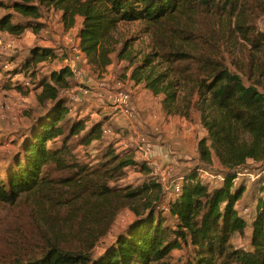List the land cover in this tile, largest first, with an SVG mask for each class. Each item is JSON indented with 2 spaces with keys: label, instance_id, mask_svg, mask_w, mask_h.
<instances>
[{
  "label": "trees",
  "instance_id": "16d2710c",
  "mask_svg": "<svg viewBox=\"0 0 264 264\" xmlns=\"http://www.w3.org/2000/svg\"><path fill=\"white\" fill-rule=\"evenodd\" d=\"M9 8L15 14L0 19V30L13 35L40 30L42 8L61 13L67 32L79 26L78 48L94 73L102 76L117 55L126 63L124 76L161 97L167 117L198 119L206 132L198 142L202 161L217 160L223 169L222 184L213 189L199 168L186 173L163 216L152 203L162 191L158 177L138 187L120 184L137 164L133 156L110 144L90 168L72 152L73 138L82 136L85 147L102 142L104 124L70 116L62 92L71 88L73 73L52 71L36 80L40 104H51L23 136L18 157L2 168L0 203L13 205L29 194L42 205L45 197L53 203L55 192L80 191L82 226L90 230L78 234L75 248L59 242L9 264H264V196L255 197L249 245L234 242L249 227L238 208L247 186L236 181L250 161L264 163V0H12ZM134 23L145 28L119 50L116 33ZM55 57L51 48L34 47L14 74L31 69L32 81L34 67ZM143 198L147 202L134 208ZM125 210L146 215L95 256L97 243ZM177 250L189 259L175 258Z\"/></svg>",
  "mask_w": 264,
  "mask_h": 264
},
{
  "label": "rangeland",
  "instance_id": "374dc122",
  "mask_svg": "<svg viewBox=\"0 0 264 264\" xmlns=\"http://www.w3.org/2000/svg\"><path fill=\"white\" fill-rule=\"evenodd\" d=\"M11 2L12 0H0V19L8 13L15 14L9 8ZM32 2L36 4L38 0H32ZM42 14V19L38 21L42 26L40 30L32 28L19 35L0 30V175L4 179H6V176L1 173L2 168L18 157L23 136L34 120L51 104H40L38 95L41 92V88L36 85V80L49 76L52 71L61 70L67 59L75 61L79 68L87 70V80L96 79L100 82L108 83L111 89H119V83L126 86L129 80L128 77L124 76L126 63H122L117 58V55L113 56L110 67L102 76L94 73L88 68L87 61L83 55L78 52L77 35L79 26L75 30L67 32L63 29L64 27L61 23V13L53 9L42 8ZM261 27L264 29V19L261 21ZM120 28L116 33L119 50L126 40L138 37L141 34V28L145 27L142 24L134 23L122 25ZM34 47L51 48L56 57L44 63H39V67L35 66L33 72H35L37 77L31 81V69L29 72L19 74H14V69L30 57L31 49ZM87 80L78 81L73 74L71 88L87 86ZM129 86L124 87L123 90L130 92L134 98V94L131 91L132 88H129ZM68 89H63L62 92V96L67 99H69L67 95ZM140 89L143 90L145 88L141 85ZM262 91L264 92V88ZM87 104L89 103L81 102L75 104L69 100L70 116L73 118H76V116L87 118L91 125L97 122H102L105 125L110 121L107 128L112 133L107 135L105 133L106 137H104L102 142L93 144L90 147L80 146V137L82 138V136L73 138L70 148L72 152L78 154L79 161L90 168H96V164L102 159L106 153V148L110 144L116 147L118 153L136 157L134 134L132 135L129 129H124L126 126L123 127V123H119L124 118L116 116L115 121L114 118L111 119L113 116L107 117L104 111L106 109L105 106H97L98 108L94 111L86 112L89 107ZM192 125L199 130V137L203 127L197 118H195V122ZM116 139L123 141L124 147L128 149L117 147L113 143ZM118 145L121 146L120 143ZM193 145L195 149L194 156H198L200 153L197 148L196 138ZM130 153L133 154L131 155ZM199 156L201 157V155ZM136 162V165L127 169L128 174L120 183L121 185L138 187L145 182H150V179L153 178L150 175L152 170L148 166L140 161ZM194 168H199L201 179L211 189L222 184L223 169L217 160L212 165H206L202 158L193 157L191 163L175 168L166 180L158 178L161 180V182L158 181L162 184V191L157 199H152V203L154 202L153 204L157 207L158 212L163 216H169L164 208L169 206L174 197L175 185L182 181L185 174ZM242 172L236 183L244 182L247 186V193L241 199L238 208L241 216L249 223V227L246 236L238 237L234 242L236 241L237 246L247 247L250 242L252 211L256 206L255 197L264 196V163L250 161L248 170ZM53 196V203L45 197L42 205L39 204L37 195L29 196V194L22 195V200L13 205L0 203V264L25 260L34 253L37 256L42 255L48 248L57 245L59 242L68 243L74 248L77 247L78 234L80 232L83 234L90 230L82 226L84 217L81 214H84V212L81 192L62 195V191H59L58 193L55 192ZM23 200H27V202ZM148 200H150V197ZM140 202L146 203L147 198L135 202L133 204L134 208L140 206ZM145 215L146 212L144 210L138 212L125 210L120 212L108 236L103 237L104 239L97 243L93 251L94 255H100L104 248L111 244L115 237L125 230L131 222ZM168 219L170 224L175 223L172 218L169 217ZM174 254L175 258L182 259L184 262L189 259V254L183 250H177Z\"/></svg>",
  "mask_w": 264,
  "mask_h": 264
},
{
  "label": "crops",
  "instance_id": "0c3cea01",
  "mask_svg": "<svg viewBox=\"0 0 264 264\" xmlns=\"http://www.w3.org/2000/svg\"><path fill=\"white\" fill-rule=\"evenodd\" d=\"M82 55L84 57L83 53ZM88 68L90 69L89 66ZM87 76L85 77V80H87ZM98 82L100 81L95 79L92 81L87 80L86 83L88 86L95 88ZM130 84L132 85L129 86ZM126 86H129V88L131 87V91L134 94L133 99L137 112L134 119L126 118L122 114L112 111L110 107L98 98H91L87 101L89 103L87 104L89 107L86 109V112H89L90 110L94 111L98 108L97 106H105L106 109L104 111L106 112L107 117L113 116L111 119L114 118V120L116 116L124 118L122 121H119V123H123L122 126H126L124 129H129V131L132 132V135L134 134L133 137L135 136V132H139L147 141H149L154 149L153 158L159 162L163 168L170 170V174L173 170H175V168L191 163L193 157L201 159L199 156L200 154L198 156H194L195 149L193 143L196 138L198 148L199 140L206 135L204 129H202L201 135L198 137L199 130L193 126L192 123L177 117L169 118L165 115L160 104L161 97L153 96L146 89L141 90V85L136 86L131 80H128ZM126 86L119 83V89L123 90ZM108 123H106L103 127L106 135L112 133L111 130H108L107 128ZM113 143L119 148L122 147L123 149H128L124 147L123 141L120 139H116ZM118 143H120L121 146H119ZM135 150V160L148 166L144 162L140 152L137 151L136 147ZM130 154L132 155L133 153ZM148 168L150 167L148 166ZM150 175L156 177L153 172ZM166 178L163 180H166ZM158 180L161 182L160 179Z\"/></svg>",
  "mask_w": 264,
  "mask_h": 264
},
{
  "label": "built area",
  "instance_id": "2783aa9c",
  "mask_svg": "<svg viewBox=\"0 0 264 264\" xmlns=\"http://www.w3.org/2000/svg\"><path fill=\"white\" fill-rule=\"evenodd\" d=\"M78 52L82 54L80 49H78ZM63 68H69L73 72L75 79L78 81L85 80V77L87 76L86 69L79 68L75 61H70L68 59L65 60L61 69ZM67 95L70 102L73 103L87 102L91 98H98L110 107L112 111L120 113L126 118L134 119L137 115L134 99L131 93L122 89H111L109 84L105 82H98L95 88L88 85L69 88L67 90ZM134 142L137 151L140 152L144 162L151 168L153 174L160 179L166 178L170 174V170L163 168L161 164L153 158L154 149L151 143L139 132H135ZM181 188L182 184L177 183L174 188L175 193L179 194Z\"/></svg>",
  "mask_w": 264,
  "mask_h": 264
}]
</instances>
